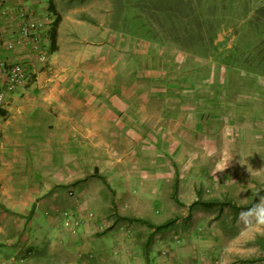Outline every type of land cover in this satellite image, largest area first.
Returning a JSON list of instances; mask_svg holds the SVG:
<instances>
[{"label": "rangeland", "instance_id": "obj_1", "mask_svg": "<svg viewBox=\"0 0 264 264\" xmlns=\"http://www.w3.org/2000/svg\"><path fill=\"white\" fill-rule=\"evenodd\" d=\"M25 1L20 6L38 18L57 21L55 45L51 25L6 62H19L31 77L22 90L51 79L74 90L79 108L67 125L52 116L44 123L0 116V191L12 182L38 186L54 192L55 207L52 217L28 226L9 213L11 230L23 231L0 239H9L7 251L40 243L42 256L55 254L49 264H71L74 253L46 249L55 231L68 239L58 212L69 210L90 235L115 232L100 264H264V233L237 220L257 193L264 195V46L257 49L264 0H220L206 55L117 29L116 0ZM17 4L2 0L1 52L16 38ZM92 112L98 119L84 138L90 128L80 122ZM40 132L45 140L36 137ZM9 134L19 140L8 141ZM225 156L229 166L215 173ZM22 257L12 256L18 264Z\"/></svg>", "mask_w": 264, "mask_h": 264}, {"label": "crops", "instance_id": "obj_2", "mask_svg": "<svg viewBox=\"0 0 264 264\" xmlns=\"http://www.w3.org/2000/svg\"><path fill=\"white\" fill-rule=\"evenodd\" d=\"M14 1L20 3V5L26 2L25 0H6L7 4L11 3V5H13ZM18 5L19 4H17V6ZM16 9H18V7ZM16 55L17 52L15 51L13 54L12 51L5 50L4 52H1L0 50V60L13 61L16 58L15 57ZM36 74L38 75V77H41L39 73L36 72ZM0 75L2 77V74ZM50 80L51 79L44 81L41 77L40 81L37 83L36 86L31 85L29 87H26L24 90H22L23 89L22 86H20L21 89L20 87H18L16 90L18 91L20 89L18 91L19 93L13 94L14 92H16L14 91L12 93L13 95H10V97L12 98L10 103L8 101V104H10V106H5L4 108L5 111L2 110L3 115L0 116L5 117L9 113L10 118L17 119V121L20 119L25 120V117L27 118L29 117L32 119H37L39 122L42 120L41 123H44V121L46 120L51 121L52 120L51 116H52L53 121L56 120L58 124L61 123H64L65 125L71 124L74 121L73 117H78L76 116V114L79 108L78 104H76L75 101L76 98L75 96H73L74 90L72 89L70 90L68 86H64L62 84L47 83L50 82ZM3 82H4V78L2 77L0 83ZM20 94H22V96ZM62 111H65L64 113L65 120H63L61 115ZM88 114L86 113V115L84 116L85 119L80 122L81 124H85V125L87 124V128L88 126L90 128L82 132L81 135L84 138H89L91 137L90 135H93L92 134L93 123L95 120L98 119L97 114L93 112L90 113L89 115ZM57 116L58 117L61 116L62 119H57ZM43 118H48V119H43ZM5 125H7V123ZM10 127L12 129L13 125ZM16 133H20V130L18 129ZM44 134H47V132H40L37 134L36 137L38 139L42 138L45 140L46 137H44ZM19 136L20 134L6 135L8 141L9 139L19 140ZM12 144L15 145L14 143ZM37 187L36 186L31 187L27 185L25 188L24 184L18 185V182L17 183L12 182L10 183V186L5 187V190L3 192L0 191V205L4 208V210L0 209V239L1 238L7 239L18 235L21 236V233L23 231L22 228L18 230V233H14L13 230H11L12 228L11 226H9L11 220L10 218H6V216L9 213L18 215V217H20L25 222V226L31 225L33 221L36 219V217L37 218L40 217L42 219L52 217L53 215L52 210H55V207L53 208L52 206L53 202L51 203V200L53 199L51 198L53 197L54 192L52 191L51 194H50L51 191L40 192L39 190H37ZM48 189H53V188L48 187ZM32 190L33 193L30 194ZM46 194H49V196H45ZM6 220L9 221L8 224H5ZM61 230L67 236L68 239H64L62 237L63 236L62 234L58 233V231L57 232L55 231L53 232L54 233L53 240L46 242L47 244L46 249L48 247L58 246L57 249L59 248L61 251H64V253L65 250H67L69 253L72 254L74 253L71 264H100L101 263L100 261H102L103 258H107L109 256L110 253L109 251L111 250V247L115 246L112 245L113 243H115L113 238L115 232H113V235H109V232H105L100 235H96V234L90 235L91 233L89 229L83 225L79 229V232L77 233L76 237L73 238L66 230L64 229ZM55 237H57V239H55ZM22 238H24L23 234H22ZM22 242L26 243L25 241ZM10 245L11 243L9 242V239L6 241L0 240V264H18L13 261L14 259L12 258V256H17L19 253H21V256L25 257V258L24 257L21 258V262L23 264H49L47 260L52 261L54 258L53 255H55L52 252V250H50L48 252V255L42 256L40 251L41 248L40 243L30 244V242H28V244L21 245L20 247L22 248L20 249L21 251L15 248L13 252L7 251L12 249ZM38 253L40 255L39 258L36 255ZM33 259H35V262L33 261ZM56 260L62 263L63 261L66 260V257L63 258L60 256L59 258L57 257Z\"/></svg>", "mask_w": 264, "mask_h": 264}, {"label": "trees", "instance_id": "obj_3", "mask_svg": "<svg viewBox=\"0 0 264 264\" xmlns=\"http://www.w3.org/2000/svg\"><path fill=\"white\" fill-rule=\"evenodd\" d=\"M219 2L220 0H116L114 25H122L120 28L114 27L157 42L167 40L186 51L206 55L217 30L214 15ZM56 25L57 21L54 20L49 37L52 50ZM255 27L259 28L258 25ZM261 43L257 49L264 46V42ZM261 57L264 59L263 55ZM261 57L260 61L263 60ZM0 114H3L1 110ZM210 203L203 206L208 208L212 205ZM0 209L4 210L1 205ZM14 237L18 238L19 235Z\"/></svg>", "mask_w": 264, "mask_h": 264}, {"label": "built area", "instance_id": "obj_4", "mask_svg": "<svg viewBox=\"0 0 264 264\" xmlns=\"http://www.w3.org/2000/svg\"><path fill=\"white\" fill-rule=\"evenodd\" d=\"M1 3L2 0H0V8ZM17 7L19 28L16 33V38L4 43L3 46L7 51L13 50L24 43H37L40 34L51 27L53 23V20L48 15L38 18L31 7L23 8L20 4ZM39 59H44V56H41ZM0 73L4 77L3 87L0 89V109H3L7 96L12 94L18 87L23 86L24 83L29 82L31 77L19 62H6L4 60H0ZM68 195H73L72 191H69ZM58 215L61 218L59 224L61 222L63 227L70 232V235L76 236L79 229L83 226L84 220L69 210L59 211ZM62 217L64 220H62Z\"/></svg>", "mask_w": 264, "mask_h": 264}, {"label": "clouds", "instance_id": "obj_5", "mask_svg": "<svg viewBox=\"0 0 264 264\" xmlns=\"http://www.w3.org/2000/svg\"><path fill=\"white\" fill-rule=\"evenodd\" d=\"M231 159L230 156L223 157L217 163L215 173L224 171L229 166ZM257 196V202L251 208L242 211L237 220L245 230L251 229L256 233H264V195L257 193Z\"/></svg>", "mask_w": 264, "mask_h": 264}]
</instances>
